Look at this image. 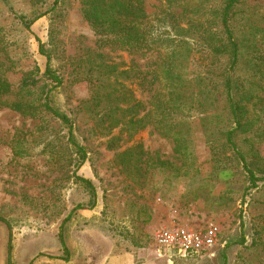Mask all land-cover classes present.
Instances as JSON below:
<instances>
[{
	"label": "rangeland",
	"instance_id": "374dc122",
	"mask_svg": "<svg viewBox=\"0 0 264 264\" xmlns=\"http://www.w3.org/2000/svg\"><path fill=\"white\" fill-rule=\"evenodd\" d=\"M53 4L54 0L39 4L0 0L1 34L14 62L4 74L15 92L23 87L27 99L38 100L49 84L39 79L47 59L39 51L38 39L45 44L65 78L63 86L54 91L53 101L77 117L78 134L88 148L89 160L77 169L70 165V153L55 146L54 137L65 133L57 122L51 121V130L42 131L38 120L0 107V217L7 221H0V264H8L9 246L12 264H264V181L246 192L248 183L240 165L226 158L229 152L212 144L218 138L213 129L216 121L206 128L197 105L192 101L183 105L185 113L180 118L188 123L185 131L190 139L187 159L176 154L173 139L152 124L131 136L120 127L107 135L94 128L95 121L83 103L91 89L81 59L100 51L120 69L137 64L146 72L159 55L132 54L115 47L99 50L97 35L81 15V0H61L52 9ZM159 6V0L145 2L149 14H155ZM238 10L244 24L264 28V0H241ZM37 11L42 16L30 29L16 17L18 13L32 18ZM201 70L196 60L180 69L192 85ZM26 79L33 82L23 86ZM124 81L142 103L141 117L150 107L152 91L136 77ZM186 87L188 92L193 90ZM113 137L118 138L116 146L109 148ZM140 144L149 154L138 163L140 171L124 169L117 154ZM255 147L264 164V140ZM226 165L235 171L231 179L218 175ZM75 169L95 184L94 208L89 207L88 193L69 176ZM78 205L82 208H76ZM71 211L64 246L61 225ZM172 222L194 228L216 222L221 243L211 254L171 257L156 246L154 235Z\"/></svg>",
	"mask_w": 264,
	"mask_h": 264
},
{
	"label": "trees",
	"instance_id": "16d2710c",
	"mask_svg": "<svg viewBox=\"0 0 264 264\" xmlns=\"http://www.w3.org/2000/svg\"><path fill=\"white\" fill-rule=\"evenodd\" d=\"M32 1L39 4L46 0ZM60 1L54 0L52 9ZM159 1L158 11L149 14L146 0H81V15L97 35L99 50L115 47L132 54L156 52L159 55L158 61L146 72L137 64L131 69H120V65L108 61L100 51L95 55L89 52L81 59L80 66L91 89L83 103L90 119L95 121L94 128L104 130L107 135L120 127L131 136L152 124L162 135L172 138L175 153L187 159L190 139L185 130L189 128L180 116L185 113L183 105L192 101L199 113L204 114L202 120H206V128L208 123L216 121L211 127L218 138L212 144L229 152L226 158L240 165L248 183L246 192L257 188L259 182L264 181V164L255 147L264 140V28L243 23L238 10L241 0ZM41 16L38 11L32 18L16 14L27 29ZM38 42L40 53L47 59L39 79L43 78L50 85L47 83L48 89L38 100H30L22 94L23 87L21 92H15L4 74L14 62L0 29V55L3 56L0 59V107L38 120L42 131L51 130V121L57 122L65 133L54 137L55 146L70 153V165L77 169L89 160L88 148L80 140L77 117L55 106L53 93L63 86L65 78L53 64V53L46 50L40 39ZM193 60L202 68L192 80L194 85L180 71ZM132 77L152 91L150 107L141 117L138 114L142 103L134 98L133 90L128 89L124 81ZM81 79L76 77L78 81ZM30 80L26 79L23 86L31 84ZM186 86L193 90L188 92ZM116 139L113 137L108 142L109 148L116 146ZM138 148L141 150L136 151ZM144 155L149 154L140 144L118 153L116 160L124 169L135 168L139 172L138 163L143 161ZM161 164L165 165L166 161ZM76 169L69 176L88 193L89 207L94 208L98 197L95 184L78 175ZM234 172L226 165L218 175L231 179ZM73 212L61 225L60 239L64 246H67L65 225ZM0 221L7 222L1 217ZM7 263L12 264L11 246Z\"/></svg>",
	"mask_w": 264,
	"mask_h": 264
},
{
	"label": "built area",
	"instance_id": "2783aa9c",
	"mask_svg": "<svg viewBox=\"0 0 264 264\" xmlns=\"http://www.w3.org/2000/svg\"><path fill=\"white\" fill-rule=\"evenodd\" d=\"M158 248L170 253L171 257L211 254L221 243V229L216 222L194 228L172 222L158 229L154 235Z\"/></svg>",
	"mask_w": 264,
	"mask_h": 264
}]
</instances>
